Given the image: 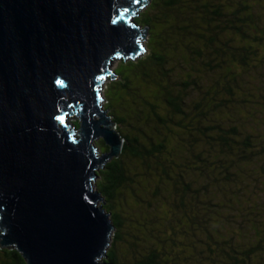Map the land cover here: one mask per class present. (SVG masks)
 Instances as JSON below:
<instances>
[{
	"label": "trees",
	"instance_id": "1",
	"mask_svg": "<svg viewBox=\"0 0 264 264\" xmlns=\"http://www.w3.org/2000/svg\"><path fill=\"white\" fill-rule=\"evenodd\" d=\"M149 2L135 18L146 53L120 60L104 92L125 140L97 183L116 228L106 261L264 264V132L250 118L264 109V0ZM123 189L145 214L132 242ZM0 257L27 264L15 249Z\"/></svg>",
	"mask_w": 264,
	"mask_h": 264
},
{
	"label": "water",
	"instance_id": "2",
	"mask_svg": "<svg viewBox=\"0 0 264 264\" xmlns=\"http://www.w3.org/2000/svg\"><path fill=\"white\" fill-rule=\"evenodd\" d=\"M149 3L0 0V247L27 264H112L94 181L125 140L101 89L114 61L146 53L132 19Z\"/></svg>",
	"mask_w": 264,
	"mask_h": 264
},
{
	"label": "rangeland",
	"instance_id": "3",
	"mask_svg": "<svg viewBox=\"0 0 264 264\" xmlns=\"http://www.w3.org/2000/svg\"><path fill=\"white\" fill-rule=\"evenodd\" d=\"M149 4L146 5V7L144 9H142L140 12H138V14L143 12L149 6ZM227 35L228 34H225V37ZM148 39H149V35L147 34V38H146V41L144 43V46L147 44ZM258 55H260V57H261V55L264 56V48H262L261 52H258ZM118 62H119V60H116V61H114L112 63L111 70L113 72H115V69L118 67ZM109 82H110V80L104 82L103 85H102L101 92L103 94V97H104V92L106 91L107 85L109 84ZM249 99L253 102V101H255L256 98L254 96H251ZM260 100L262 101L261 98H260ZM105 104H106V99H104L102 105H105ZM261 106L262 105H256V108H257L256 112H259L260 115L255 112L254 114L251 115L250 118H252V121L257 120L259 122V124H260L261 131L264 132V113H263L264 109H262ZM253 109H255V105H250L249 110L251 111ZM68 122H69V125L74 129L75 125H77V127H78L79 118L73 117V118L69 119ZM114 129H116L115 126H114ZM99 141H101V140H99ZM99 141H97V145H98ZM98 153L101 154V153H104V152L101 150V153L100 152H98ZM259 162L262 165H264V161L263 162L259 161ZM98 181H99V178H97V180L94 181V187H95L96 190H98V188H97ZM263 181H264V179H263ZM119 197L121 198V201H120L121 205L119 206L118 210L123 215V217L126 218L125 227H127V231H126V234L124 236H125V238L127 240H131V242H132L133 241L132 238H133L134 235H136L138 237H143V234L137 232V230H136L139 226L136 224L135 220L138 219L139 221H145V214H142V216L138 218V211L139 210L137 209L136 212H135V210L133 209V208H136L135 207V202H134L133 199H131L130 191L128 189L120 190L119 191ZM142 206L146 207V205H142ZM155 206L158 207V208L160 207L157 204H155ZM144 211H145V209L143 210V212ZM141 223H143V224L146 223L147 224L148 222L146 221V222H141ZM112 238H113V236H112ZM112 240H111V242H112ZM128 247H129L128 244H123V245H121L119 247V253H120L121 256H123L125 253H126L125 255H129V252H128L129 250L127 251ZM6 262H8L6 258L0 257V264H7Z\"/></svg>",
	"mask_w": 264,
	"mask_h": 264
},
{
	"label": "bare ground",
	"instance_id": "4",
	"mask_svg": "<svg viewBox=\"0 0 264 264\" xmlns=\"http://www.w3.org/2000/svg\"><path fill=\"white\" fill-rule=\"evenodd\" d=\"M133 21H135V18L132 19ZM145 47V46H144ZM19 252V251H18ZM26 261V260H25Z\"/></svg>",
	"mask_w": 264,
	"mask_h": 264
}]
</instances>
